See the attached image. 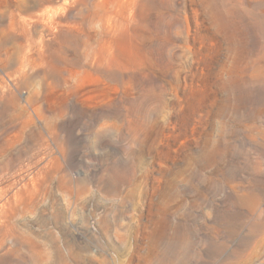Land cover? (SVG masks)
I'll list each match as a JSON object with an SVG mask.
<instances>
[{
    "label": "rangeland",
    "instance_id": "obj_1",
    "mask_svg": "<svg viewBox=\"0 0 264 264\" xmlns=\"http://www.w3.org/2000/svg\"><path fill=\"white\" fill-rule=\"evenodd\" d=\"M0 264H264V0H0Z\"/></svg>",
    "mask_w": 264,
    "mask_h": 264
}]
</instances>
